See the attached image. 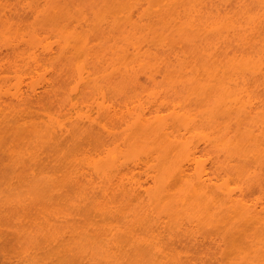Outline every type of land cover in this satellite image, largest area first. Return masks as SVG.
<instances>
[{"label":"rangeland","instance_id":"374dc122","mask_svg":"<svg viewBox=\"0 0 264 264\" xmlns=\"http://www.w3.org/2000/svg\"><path fill=\"white\" fill-rule=\"evenodd\" d=\"M257 53L256 0H0V264H264Z\"/></svg>","mask_w":264,"mask_h":264},{"label":"bare ground","instance_id":"6f19581e","mask_svg":"<svg viewBox=\"0 0 264 264\" xmlns=\"http://www.w3.org/2000/svg\"><path fill=\"white\" fill-rule=\"evenodd\" d=\"M256 1L264 9V0H256ZM257 55H259V54L257 53ZM251 57H253V56H250V57L249 56H245V57L242 56L239 61L229 59L226 61V62L230 63V64L227 63V69H230V71H233V72H237V71H239V69H243V70L248 69V71L250 70V72L255 74V75H256V73H257V75H260V74L262 75V73L264 74V71H261V69H262L261 64H259L260 60H262L264 58H261L259 55L258 59L252 60L253 58H251ZM244 68H246V69H244ZM220 91H221V93L218 94V99L216 101L215 108L221 109V111L227 112L233 106H235L236 108H241V106H244L245 103L243 102L242 97L235 94V92L231 88H224L223 87V88H220ZM254 109H255V107H253L251 105L244 107V110H246V112H248V113H250ZM225 141L228 142L229 146L232 145V150L229 149V151H234L238 155H245V153L247 152V149H248V145L251 144V142L255 141V139L253 138V136L251 134H245L244 133L243 136L236 137L234 139L227 137V138H225ZM257 151L259 154L258 148L256 149V152ZM256 152L254 151V153H256ZM252 154H253V152H252ZM253 156H255V154ZM181 171H183V170L181 169ZM209 181H210V179L206 177V173L204 172V170L201 171L198 175V181L195 184V186L193 187V191H194V194L196 195V197H198V196L201 197V195H203V196L206 195V198H208L209 191H207V190L209 189V185L211 184V183H209ZM225 196L230 203L235 202V198L229 192H226ZM237 206H239V205H237ZM236 209H238L237 213L241 215V220L243 222H245V221L242 218V216H244V218L247 217L248 219L251 218L250 220H254L256 217L255 211L246 210V209L242 208L241 206L236 207ZM247 218H245V219H247ZM252 218H254V219H252Z\"/></svg>","mask_w":264,"mask_h":264}]
</instances>
